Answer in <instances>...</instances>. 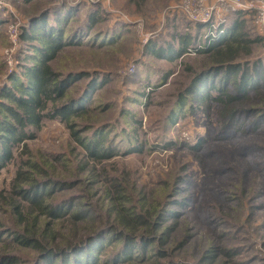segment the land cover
I'll return each mask as SVG.
<instances>
[{"label":"trees","instance_id":"obj_1","mask_svg":"<svg viewBox=\"0 0 264 264\" xmlns=\"http://www.w3.org/2000/svg\"><path fill=\"white\" fill-rule=\"evenodd\" d=\"M36 1L15 0L25 6ZM79 10L61 4L31 17L22 30L25 49L20 71L0 87V175L16 160L17 151L31 154L29 142L46 122L64 124L85 154L84 161L74 166L60 156L21 160L11 187L0 191V212L8 217L0 219V264H163L169 235L177 225L164 228L169 222L166 214L172 217L176 213L161 208L144 189L130 184L128 177L110 174L106 168L114 158L142 153L145 144L136 126L142 122L134 115L125 116L133 132L123 131L127 134L124 143L119 136L109 135L114 127L107 125L79 131L76 121H85L94 112L91 97L105 87L111 75H64L54 68V62L69 48L105 50L119 43L127 32L123 24L96 30L106 21L98 8L73 27ZM184 20L182 25L183 20L176 23L178 20L170 18L169 24L175 28L168 25L167 34L144 50L146 56L168 65L191 56L203 58L199 73L192 66L185 70L196 74L170 113L173 126L187 116V108L192 113L201 109L199 104L212 100L226 109L236 102L237 98L224 90V84L231 81L238 92L255 91L257 71L263 66V61H258L254 63L256 70H249L245 59L252 55V46L263 41L261 36L251 37L246 14H231L220 28L223 34L213 39L206 38L207 25ZM5 23L0 14V27ZM137 70L131 81L140 77ZM152 73L157 72L151 70L147 80ZM173 75L157 73L156 82L148 87L155 91L167 85ZM83 80L87 83L78 93L77 85ZM216 90L218 96H212ZM253 111L264 113V109ZM90 130L88 137L82 135ZM161 143L164 147L177 145L169 136ZM179 194L174 192L175 197ZM213 252L200 264H215Z\"/></svg>","mask_w":264,"mask_h":264},{"label":"rangeland","instance_id":"obj_2","mask_svg":"<svg viewBox=\"0 0 264 264\" xmlns=\"http://www.w3.org/2000/svg\"><path fill=\"white\" fill-rule=\"evenodd\" d=\"M187 1L192 2L37 0L25 6L15 0H0V14L6 22L0 27V87L20 71V56L25 49L21 39L23 27L46 9L61 4L80 9L73 27L83 23L88 12L97 8L106 21L96 30L125 25L127 32L116 45L105 50L69 48L54 62L55 70L64 75H111L105 87L91 97L94 112L85 121L77 120L76 128L84 132L102 125L114 127L109 135L119 136L124 143L127 134L123 131L133 132L129 117L125 116L134 115L142 122L141 126L136 125L145 144L142 153L114 158L106 168L110 174L128 177L130 184L144 189L153 202L176 213V217L165 213L169 222L164 228L175 222L177 225L164 249L167 259L160 263L200 264L214 251L215 264H264V113L253 111L264 109V29L260 31L256 24V11L246 13L251 37L263 39L252 46V55L245 58L249 70H256L254 63L263 61L257 71V89L238 92L233 81L224 84V90L236 97V102L226 109L212 100L199 104L201 109L192 113L187 108V116L173 126L170 113L196 71L199 73L203 58L191 56L168 65L146 56L144 50L167 34L168 25L175 28L169 24L170 18L185 24L187 18L180 8ZM242 1L259 3L260 9H264V0ZM190 66L195 74L186 72ZM136 70L140 77L131 81ZM151 70L159 75L162 71L174 75L167 85L153 91L148 84L154 85L158 76L152 73L147 80ZM86 83L87 80L78 83L76 91L79 93ZM215 84H219V78ZM144 93L148 98L143 97ZM211 94L218 96V91ZM92 131L82 135L88 137ZM165 136L177 145L164 147L161 142ZM29 146L31 154L17 151L16 160L1 173L0 191L11 187L21 162L30 158L43 161L60 156L73 166L84 161L85 154L75 144L70 130L57 121L46 122ZM174 192H180L179 196L175 197ZM1 213L0 219L6 221L8 217ZM226 253L233 257L228 258Z\"/></svg>","mask_w":264,"mask_h":264},{"label":"built area","instance_id":"obj_3","mask_svg":"<svg viewBox=\"0 0 264 264\" xmlns=\"http://www.w3.org/2000/svg\"><path fill=\"white\" fill-rule=\"evenodd\" d=\"M180 8L188 21L208 26L207 39L223 34L220 28L226 24L227 18L234 13L257 12L256 24L260 31L264 29V9L259 3H244L242 0H191ZM197 1V2H196ZM220 30V31H219Z\"/></svg>","mask_w":264,"mask_h":264}]
</instances>
